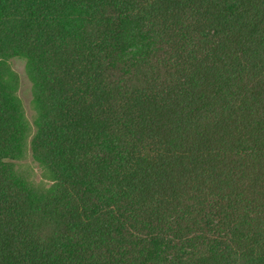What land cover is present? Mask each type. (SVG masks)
Returning <instances> with one entry per match:
<instances>
[{
	"label": "trees",
	"instance_id": "obj_1",
	"mask_svg": "<svg viewBox=\"0 0 264 264\" xmlns=\"http://www.w3.org/2000/svg\"><path fill=\"white\" fill-rule=\"evenodd\" d=\"M0 264H264V0H0Z\"/></svg>",
	"mask_w": 264,
	"mask_h": 264
},
{
	"label": "rangeland",
	"instance_id": "obj_2",
	"mask_svg": "<svg viewBox=\"0 0 264 264\" xmlns=\"http://www.w3.org/2000/svg\"><path fill=\"white\" fill-rule=\"evenodd\" d=\"M12 68L18 72L20 76V85L18 94L22 99L23 105L25 107L26 113L29 118L32 120L34 116V107H33V90H32V82L28 77L26 71L25 60L23 59H14L11 62ZM32 167V179L36 182H41L46 184V186H50L52 184V177L48 171H46L43 167L39 166L37 163H34L29 158L28 162H26Z\"/></svg>",
	"mask_w": 264,
	"mask_h": 264
}]
</instances>
